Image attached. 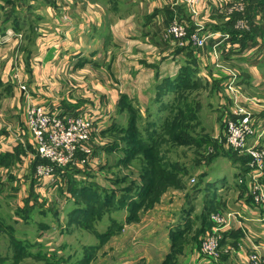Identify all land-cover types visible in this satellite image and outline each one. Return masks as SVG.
Here are the masks:
<instances>
[{"label":"rangeland","instance_id":"1","mask_svg":"<svg viewBox=\"0 0 264 264\" xmlns=\"http://www.w3.org/2000/svg\"><path fill=\"white\" fill-rule=\"evenodd\" d=\"M258 1L261 0H225L222 6L231 25L228 29L243 35V39L220 61L211 56L209 45L213 46V40L201 47L189 43L179 50L185 54L180 56L181 67L172 77L175 92L168 102L165 119L154 121V127L146 113L140 112L144 107L125 100L117 107L126 109L125 112L115 109L107 132L101 135V140L95 136L91 146L94 162L83 161L79 154L74 156L56 170L60 178L51 187L49 178L37 170L45 160L39 159L33 137L29 157L21 145L26 133L33 136L29 130L33 117L30 106H37L26 102L23 92L29 96L30 87L36 84L38 59L54 57L48 47L38 55V37L54 31L57 22L69 23L70 4H56L55 0H0V264L225 262L221 251L230 252L225 251L227 247L222 248V239L211 256L202 252V240L209 230L206 215L222 211L211 207L214 204L206 201L207 194L198 196V192L207 190V174L219 177L224 170H234L230 169L233 167L240 171L238 176L244 177L237 182L244 187V194L250 196L254 206L264 210V201L256 203L251 194L254 182L248 173V156L224 142V117L231 116L236 104L251 107L258 120L264 116V84L259 88L244 84V88L239 83L246 77V71L239 65L241 61L249 57L252 62H261L264 58V20L254 24L256 15L264 16V4ZM49 4L57 22L48 20L44 14ZM177 4L183 5L179 0ZM200 6L199 17L203 11ZM240 16L243 27L236 22ZM174 17L186 19L188 28L195 25L192 16L180 17L177 13L165 24ZM204 23L201 21L200 25ZM172 45L179 46L176 42ZM111 55L116 58V52ZM205 55L211 57L210 65L204 62ZM94 70L102 76L99 68ZM58 72L63 73V69L57 68ZM230 86L238 91L237 99ZM234 173L231 171L226 178L234 180ZM214 181L218 185L220 179ZM258 185L264 190L262 179ZM124 194L127 198L134 194L137 197L133 202L130 199L119 202L118 197L121 199ZM20 201L25 207H17ZM183 210L195 216L191 228L167 234L166 228L182 217ZM167 211L169 214L165 215ZM129 225L136 227V234L127 233ZM248 249L245 257L250 264L252 249ZM166 251L169 253L165 254Z\"/></svg>","mask_w":264,"mask_h":264},{"label":"crops","instance_id":"2","mask_svg":"<svg viewBox=\"0 0 264 264\" xmlns=\"http://www.w3.org/2000/svg\"><path fill=\"white\" fill-rule=\"evenodd\" d=\"M55 1L56 4H70L68 14L70 20L69 23H59L55 19L57 15L55 16V11L50 4L44 9L47 19H53L59 25H54V31L46 33V37L43 35L38 37L36 51L41 56L43 50L48 47L49 53H53L54 57L51 60L47 57L38 59L36 67L40 70L38 69V74L34 76L36 84L30 87L29 96L27 92H23L26 99L24 100L44 107H58L64 112L82 117L91 116L94 134L99 136L100 140L101 135L107 132L115 109L116 112H125L126 109H117L125 100L132 105L144 107L139 110L146 113L151 125L154 121L165 119L170 107L168 102L175 92L172 77L181 67L180 56L185 54V52L182 54L179 52L185 47L175 48L172 43H168L165 22L172 15L175 16V13L185 17L186 9L183 5L177 4L178 0ZM224 2L225 0H202L200 10L203 11L200 20L197 19V21L205 22L206 30L219 29L228 33L230 42L239 44L243 35H237L231 28L228 29L231 25L228 24L229 19L224 15L227 13L222 6ZM258 4L263 5V0L258 1ZM263 18L264 16L256 15L254 24H259L264 20ZM130 35L134 38L125 37ZM221 44L223 45L224 42ZM248 48L250 49V46ZM115 52L116 58L112 59L111 54ZM191 53L196 58L192 49ZM233 55L234 53L231 56ZM257 59L260 58L257 57ZM204 62L210 65L211 57L205 55ZM239 65L246 71V77L239 81L243 87L247 84L259 88L264 84L262 72L264 58L261 62H252L248 57ZM57 68L63 69V73H57ZM97 68L102 76L94 70ZM220 73L224 72L220 71ZM208 75L211 76L209 73ZM65 80H68L67 83ZM176 87L179 89V85ZM148 102H150L149 109ZM23 141L21 140V145L26 149L25 152L29 157L33 145L32 136L26 133ZM99 149L105 154L104 149L100 146ZM19 159L21 162V157ZM230 169L234 170H224L219 177L207 174V190L199 191L198 196L207 194L206 201L208 200L211 205L214 204L211 206L215 207L214 209L239 212L241 225L238 226L237 221L234 222L230 229L223 232L221 241L222 248L229 245L236 250L229 251L230 253L221 251L225 262L220 261L219 264H247L245 253L248 247L251 248L254 244L261 245L264 252V210L254 206L250 196L247 193L244 194V187L238 185L236 178L239 177L240 171L233 167ZM231 171H235V178L229 181L226 177ZM215 179H220L218 185L213 184ZM262 181L264 182V176ZM199 189H202L201 186ZM135 197H137L136 194L127 199L133 201ZM132 198L134 199L131 200ZM21 206L23 203L20 201L17 207ZM210 213L211 211L206 215L207 229ZM168 214L169 211L165 215ZM180 216L182 217L176 219L172 225H168L167 234L169 231L179 233L191 228L195 216L186 210L181 211ZM14 219L21 221L18 217ZM129 226L127 233L136 234V227ZM36 240L39 241L38 238ZM48 250L52 251V247ZM167 252L169 253L166 251L165 254ZM47 256L50 254L48 253ZM165 257L166 255L163 258Z\"/></svg>","mask_w":264,"mask_h":264},{"label":"built area","instance_id":"3","mask_svg":"<svg viewBox=\"0 0 264 264\" xmlns=\"http://www.w3.org/2000/svg\"><path fill=\"white\" fill-rule=\"evenodd\" d=\"M180 1L186 9V14L192 16L195 25L188 28L186 19L174 17L165 28L166 37L172 39L170 43L176 42L179 47H185L189 43L201 47L213 40V46L208 45L212 51L211 56L216 61H220L222 55H226L237 48V44L230 42L228 33L206 30L204 26L200 25L201 21H197V19L200 20V17L196 8L202 0ZM227 11H230V7ZM236 22L242 27L244 26L241 16ZM221 42L224 44L222 45ZM229 89L233 92L234 98L237 99L238 91L231 86ZM239 96L243 98L241 94ZM30 109V114L33 117L29 121V130L33 135V142L38 148L39 159L45 160V164L38 166L37 170L43 177L49 178V186L53 187L60 178L56 174V170L72 161L74 156L76 158L79 154L83 161L94 162L91 146L96 141V137L91 116L74 115L53 106L45 108L40 105H32ZM230 114L231 116L225 115L224 117L226 129L224 142L248 156L246 162L248 173L254 182L252 187L254 191L251 190V194H253L252 197L256 203L260 204L261 201H264V190L258 185L263 178L262 170H264V116L262 120H258L259 117L254 113V110L242 104H236ZM63 137L65 138L64 141L57 142V139ZM243 178L239 176L237 182ZM43 187H45L44 184ZM208 217L211 223L202 240L201 248H203L204 254L211 256L210 254L218 250L219 240L223 238V232L230 229L236 221L240 226L241 221L238 211L211 212ZM250 249H252L248 258L250 264H264V252L261 245L254 244ZM225 251H234V248L227 247Z\"/></svg>","mask_w":264,"mask_h":264},{"label":"trees","instance_id":"4","mask_svg":"<svg viewBox=\"0 0 264 264\" xmlns=\"http://www.w3.org/2000/svg\"><path fill=\"white\" fill-rule=\"evenodd\" d=\"M126 201L127 200V196H126V194H124V195H121V199H120V197H118V201L119 202H121V201ZM134 201V200H133ZM133 201H130V202H133Z\"/></svg>","mask_w":264,"mask_h":264}]
</instances>
